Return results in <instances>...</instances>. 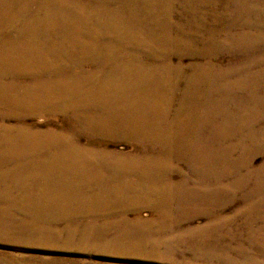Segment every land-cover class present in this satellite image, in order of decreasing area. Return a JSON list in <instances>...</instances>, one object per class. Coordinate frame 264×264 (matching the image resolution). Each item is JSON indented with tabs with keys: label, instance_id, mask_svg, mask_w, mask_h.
<instances>
[{
	"label": "bare ground",
	"instance_id": "obj_1",
	"mask_svg": "<svg viewBox=\"0 0 264 264\" xmlns=\"http://www.w3.org/2000/svg\"><path fill=\"white\" fill-rule=\"evenodd\" d=\"M190 41L208 59L176 96L183 66L169 69L167 45ZM219 47L236 55L213 67ZM158 48H166L164 60ZM7 74L31 80L16 91ZM19 101L35 112L62 111L68 122L57 132L0 125V198L8 207L0 213L30 207L31 216L25 225L0 216V243L98 248L82 222L97 213L103 220L115 199L120 211L148 207L156 217L134 220L137 237L122 232L98 252L166 261L178 247L204 264H264V228L248 225L264 221V161L253 165L264 155V0H0V105L13 110ZM76 128L128 139L135 153L81 145ZM18 157L34 162L5 166ZM171 174L180 180L165 181ZM196 193L205 205L190 209ZM238 197L233 216H224ZM198 214L208 226L197 238L180 233L189 244H173V223ZM240 236L248 244L235 241ZM40 261L0 252V264Z\"/></svg>",
	"mask_w": 264,
	"mask_h": 264
},
{
	"label": "rangeland",
	"instance_id": "obj_2",
	"mask_svg": "<svg viewBox=\"0 0 264 264\" xmlns=\"http://www.w3.org/2000/svg\"><path fill=\"white\" fill-rule=\"evenodd\" d=\"M174 35H177V31H174L173 36ZM152 44L153 43L151 42V46ZM156 44L159 46L158 42H156L155 45ZM167 47H168V50L166 52L167 56H165V60H167L168 63L170 64L169 69H171V66H174L178 63H181L183 66L182 68H180L179 74L177 73V77L179 76L181 80L179 82L180 86L178 87V90L175 92L176 96H180V92L183 88V83H184L185 78L187 77L189 73L192 72L191 70H193L194 65L196 64L201 65V63L205 62L207 55H205L204 53L203 54L197 53L199 46L196 41H190L187 44L172 43L170 46L167 45ZM158 49L162 50L161 54L164 60V55H165L164 50H166V48H163V49L158 48ZM226 49H227L226 47H223V48L219 47L217 49L218 52L215 55L210 57V64L213 65V67H217V66L222 67L228 62H230V60L235 57L236 53H232L230 50L227 51ZM142 59L148 60V57L143 55ZM4 80H5V83L8 84V88L15 89L16 91H19V90L22 91L23 84L29 82L31 80V76L26 75L25 77L22 76L19 79H14L13 76H10L7 74V78H5ZM9 85H12V87H10ZM0 106H1L0 108V125L1 126H8L11 128L21 127V130H28V129L48 130L49 129V130L56 131V132L60 131V129L67 126L68 116H66V113L62 111L42 110L41 112H35L29 108L26 102L20 104V101L17 104V107H13V110H11L9 107H6L5 102H3ZM72 132L76 135V140L81 145L96 147L95 144L99 142L101 143L103 147H106L108 150H116L118 152H130L131 151L128 155H125V156H129L130 154L135 153L134 144L130 143L131 141H129L128 139L121 138L116 134L110 133V134H107L108 136L106 137H101L99 135H93L87 130H83L81 128H76V130H72ZM152 145L154 144H150L148 142L145 145V151L150 150V147ZM17 159L19 161L7 162L5 166H11V167L24 166L25 167V166H30L34 162V161H28V159H24L23 157H18ZM263 161H264V155L259 154L258 156L255 157L253 161L254 167L259 166ZM129 163L130 162H128V164ZM49 164H52V162H49ZM0 166H2L1 162H0ZM127 179L129 180V182H132V183L134 179L138 180L137 176L135 175H130L128 176ZM193 179H188V183L191 184L190 185L191 187L194 186ZM164 180L178 182L180 178L177 174L176 175L171 174V175H167ZM156 181L159 182V180L157 179ZM109 182L111 184L115 182V180L106 181V183H109ZM200 182L201 180L199 181V183ZM201 195H202V192H201ZM201 195L198 196L196 193L195 196L192 195L193 197L191 199L188 198L190 200L188 201L190 209L194 208L195 206H198V204L203 205V206L205 205V201L201 197ZM3 199L4 198H0V211H5L8 209ZM240 202H241V198L238 197L235 200H233L231 203H229V206L225 207L224 211H222L223 215L231 218L233 214L235 213V209L239 206ZM112 203L115 205V208L112 210L106 211V216L103 220L101 219L102 218L101 214L97 213L98 220L95 219V221H90V217L88 216L87 220L83 219L85 222H82L83 228H85L87 224H90L91 231L87 230L86 236L89 242H93V241L96 242L95 244L98 246V248L91 247L90 249L87 248V250H82V248H79V247L62 248L60 247L61 245H58L59 247L56 248V246L55 247H51V246L42 247L36 244L21 245V244L11 243L12 245H9V244L0 243V252H2L3 254L11 255L13 256V258L40 256L41 258L45 259L46 262L40 261L38 262V264L39 263L41 264H64V263H71V262H74L76 264H160V263L161 264H204V263L199 262L200 260L196 259V257L194 256L195 254L194 250L187 249L185 251L184 250L180 251L178 247L175 248V251L172 250L173 252L170 253V255H168L169 259L166 261L157 260L153 256L145 255V254L143 255H137L135 253L134 254H130V253L113 254L111 253L110 254V253L98 252L100 251L99 245L103 244V242L105 241H110V240L121 241L122 232H125V231L131 232V235H129L130 240H132L133 237H137L136 233L139 231L140 225L137 221H134V220L136 219L148 220V219H152L156 217L152 209L148 207L147 208L143 207L140 210L138 209V212H136L135 209L120 211V209L116 208L117 202L115 199H113ZM118 206H120V204H118ZM9 211L10 212L0 213V216L13 215L16 217V221L14 222H16L18 225L19 223H22L21 220L25 216L28 218L31 217L30 215H28L30 213V207L27 208L26 214H24L25 210L20 211L18 210V208H14L12 210L9 209ZM95 214L96 213L92 214V217ZM124 216L126 220L123 219ZM29 221H30V218H29ZM41 223L43 225H46L51 222L44 221ZM84 223L86 225H84ZM208 223H210V220L207 218V216L198 214L190 220L176 222L175 224L173 223L174 227H171L172 231L171 230L170 232L168 231L167 235L168 234L171 235V237L173 238L172 239L173 244L178 246L180 243H182V246H183V243L186 244L188 240L183 238L184 240L182 241L180 237V233L182 232L183 233L186 232V234L194 233L195 238H197L196 233L199 232L201 228H205L206 226H208ZM22 224L23 225L27 224L25 219ZM228 225L223 226L222 229L226 230L230 228V226ZM248 225L249 227H252L253 229L258 230V229L264 228V221H261V222L255 221V222L249 223ZM223 234H225V236ZM222 235H223L222 237L224 238L227 236V233L224 231L222 232ZM77 236H79L78 233H77ZM189 236H187V239ZM125 238L127 239V234ZM210 239L211 238L209 237L208 240ZM260 239H261L260 236H258V240ZM235 241L248 244L247 238H243L241 236L239 237L238 240H235ZM59 243L61 242L59 241ZM251 251L253 252L254 250H251ZM53 259H61L63 260V263H58V261H55Z\"/></svg>",
	"mask_w": 264,
	"mask_h": 264
}]
</instances>
